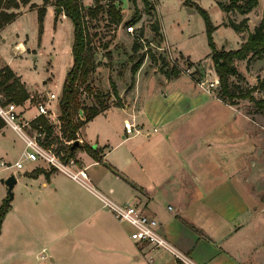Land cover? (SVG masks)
Segmentation results:
<instances>
[{
    "label": "crops",
    "instance_id": "0c3cea01",
    "mask_svg": "<svg viewBox=\"0 0 264 264\" xmlns=\"http://www.w3.org/2000/svg\"><path fill=\"white\" fill-rule=\"evenodd\" d=\"M227 18L225 14L220 25L230 27ZM249 22L248 29L236 31L240 47L257 26L251 31ZM14 46L26 50L23 41ZM10 61H0V69L10 66L30 94L38 89ZM142 67L133 89L120 88L123 106L109 107L84 125L86 131L84 126L80 130L84 143L96 145L103 159L78 152L89 187L46 167L27 175L36 170L31 163L19 177L22 171H16V184L22 186L2 223L0 264L8 256L21 262L35 254L52 264H259L255 254L264 238V221L250 182L264 180V174L253 160L256 146L245 143L249 115L191 76L162 75L152 82ZM114 111L119 119L110 120ZM104 113V125L93 124ZM125 120L138 124L141 133L126 134ZM0 134L6 136L4 128ZM99 193L119 204H143L177 255L135 242L133 227L118 220ZM12 239L16 251L14 243L8 244ZM48 250L53 252L47 258Z\"/></svg>",
    "mask_w": 264,
    "mask_h": 264
},
{
    "label": "rangeland",
    "instance_id": "374dc122",
    "mask_svg": "<svg viewBox=\"0 0 264 264\" xmlns=\"http://www.w3.org/2000/svg\"><path fill=\"white\" fill-rule=\"evenodd\" d=\"M146 1L82 0L86 7L95 6L98 3L105 5L114 3L117 8L121 9L123 16V21L120 24H116L114 19L105 13H101L95 19L87 18L101 65L95 69L89 81L94 92L88 94L83 91L80 96L84 106H103L104 104L109 107L117 106L118 102L112 92L111 81L115 82L119 95L121 89L126 88L129 91L128 88L132 81L130 76L132 62L129 56L133 54L132 48L135 43L141 45L137 54L145 56L143 67H141L146 74L152 75V82L161 79L168 68L176 69L180 72V76H191L199 81L216 78L217 75L209 56L211 50L205 21L202 14L196 10L197 5L204 8L208 12L211 22L218 26L213 33V39L219 49L231 50L240 47L241 36L233 28L220 25L224 21L226 13L218 3H228L229 0H191L190 6L184 4L185 0ZM42 7H46L47 11L42 21L41 31L38 10ZM190 9H194L195 12H190ZM16 12H18L16 19L0 31V61L11 59V65L23 75L30 87L38 88L30 94V98L34 96L33 102H46L51 93H62L67 72L72 67L74 26L64 11L57 12L54 0H31L27 5L21 4ZM228 16L227 22L229 19L241 22L247 14L241 15L238 12H232ZM248 16L252 31L264 18V0H259L258 5ZM131 24L134 26L132 33L128 30V26ZM157 25L160 27L159 34H156L154 30V26ZM17 41H23L26 44L25 52L21 53L23 47L14 46ZM108 52L111 53V59L107 56ZM153 57L156 61L152 60ZM163 59L168 66H163ZM237 62L242 77H232V83H236L243 91L256 87L253 96L264 100V86H262L264 83V58L253 57L250 61L240 60ZM121 71L124 74L123 77L127 74L126 78L123 79L119 76L118 73ZM218 89L219 85L213 89L214 93L217 94ZM0 98L3 99L2 96ZM55 106L56 114L60 117V107L59 105ZM236 107L249 115L251 122H248L245 143L248 142L249 145L256 146L253 160L256 162L255 166H260L258 173L264 174V112L249 99L238 100ZM115 112L117 111H114L115 118L110 117V120L119 119L118 112ZM35 113L36 109L33 107L26 112V117H32ZM105 116H107L106 113L102 114L100 117L102 119L94 121L93 124L103 126ZM79 117H85L82 110L79 111ZM87 128L84 126L85 131ZM4 131L6 136L0 134V160L14 164L21 156L23 143L16 132L9 127H4ZM79 133L83 137L81 131ZM69 141L58 132L57 128L48 143L54 145L58 152H65L74 144H69ZM81 151L86 152L79 148L76 151V156ZM27 165L30 168L31 165L29 163ZM1 168L0 165V199L4 194L9 195L8 187L3 180H6L14 170V168L10 170ZM41 170L45 171V169ZM23 173V171L17 172V176L19 177ZM250 183L253 191L257 192V206L262 211L260 216L264 221V216H262L264 214V210H262L264 209V180H255ZM21 186L20 182L14 186L13 195L18 193ZM260 239L259 251H256L255 257L259 260V264H264V238ZM13 243V249L16 251V239L8 241V244ZM58 245L64 246V241H60ZM52 252L53 250H48L44 254L48 258ZM3 263L52 264L50 259H41L36 254L30 259L21 260V262L16 255L8 256V260Z\"/></svg>",
    "mask_w": 264,
    "mask_h": 264
},
{
    "label": "trees",
    "instance_id": "16d2710c",
    "mask_svg": "<svg viewBox=\"0 0 264 264\" xmlns=\"http://www.w3.org/2000/svg\"><path fill=\"white\" fill-rule=\"evenodd\" d=\"M146 1V0H145ZM31 0H0V31L7 24L11 23L18 16L16 9H19L21 4L27 5ZM57 8L61 7L64 14L72 21L74 26V40L72 45L73 64L68 71L60 98V120L62 121V135L67 140H77L78 132L89 121H91L98 114L108 109L109 105L104 104L92 105L91 107L84 106L80 99L82 92L85 91L88 94H92L94 91L89 84L90 78L93 75L95 69L100 66V62L96 59L98 55L97 47L94 45V38L90 32L87 18L95 19L101 13H105L112 17L116 24H120L123 21V16L120 8L114 3L105 5L98 3L95 6L86 7L82 0H54ZM191 0H185L184 4L190 6ZM148 4V2L146 1ZM259 3V0H229L228 3L219 2V7L227 14L232 12H238L239 14L246 15L250 13ZM32 6H34L32 4ZM198 10L205 21L206 31L208 35V42L210 47V58L213 63L214 70L217 77L220 80L218 93L216 94L223 101L236 105L240 99H249L253 101L256 106L264 112V100L257 99L253 96L256 87H252L243 91L236 83H232V77H242L241 72L237 67V61L248 60L253 57L257 59L264 58V18L255 27L254 31L250 32L246 41L242 43L238 49L226 50L224 48L219 49L214 42L213 33L218 28L210 19L208 12L197 5ZM47 8L42 7L38 10V18L41 25L46 14ZM229 18V16H228ZM248 18H244L241 22L237 23L232 19H229L225 23L226 26L232 27L237 32H243L248 29ZM136 21V20H135ZM156 34H159L160 27L154 26ZM40 31V32H41ZM141 45L135 43L132 50L133 54L129 56L132 62L131 73L132 81L128 90H131L136 83V74L140 70L145 56L138 55ZM107 56L111 59V53L108 52ZM156 61L155 57L152 59ZM163 66H168L165 59L162 60ZM120 77H123V72L118 73ZM165 76L168 79L178 78L180 72L176 69L168 68L165 70ZM195 79V78H194ZM85 86V88H82ZM264 86V83L262 84ZM112 92L118 102L117 106H123L122 98L120 97L117 86L114 81H111ZM0 96L3 97L4 104L15 102L17 104H23L30 98V93L22 83L20 78L16 76L10 66H5L0 69ZM84 112L85 117H79V111ZM40 124L35 125L37 128H43L47 131V136H51L53 133L52 127L48 124L45 117L39 118ZM5 127V122L0 116V131ZM82 148L90 156L97 161H103L98 151L88 143L74 144L69 148L70 155L75 157L77 149ZM42 173L41 169H36L27 175L33 176ZM13 196L10 194L6 196L0 205V233L2 223L6 213L11 207V201ZM178 264H186L182 260H178Z\"/></svg>",
    "mask_w": 264,
    "mask_h": 264
},
{
    "label": "built area",
    "instance_id": "2783aa9c",
    "mask_svg": "<svg viewBox=\"0 0 264 264\" xmlns=\"http://www.w3.org/2000/svg\"><path fill=\"white\" fill-rule=\"evenodd\" d=\"M128 30L132 33L134 26H128ZM200 84L205 85L207 90H212L220 84L218 77L213 80H201ZM33 97L29 98L28 108L23 104L10 102L4 104L0 98V116L5 122V127H9L15 131L23 140L25 146L19 160L14 164H9L5 160H0V165L4 169L14 168L16 171H22L27 167V164H35L36 168H49L61 172L73 180L89 187L90 178L86 168L79 165V160L75 156L70 155V149L65 152H58L55 146L49 144V140L58 128V132L62 135V121L55 111V105H59L61 94L51 93L46 102H33ZM36 109V113L32 117L27 118L26 112L31 108ZM58 115V116H57ZM45 117L48 124L54 130L51 136H47V131L43 128H37L35 125L40 124L39 118ZM52 117V119H51ZM124 127L126 134L137 135L141 133V128L138 124L132 121L125 120ZM77 140L79 143H84L83 137L78 132ZM76 140H70L72 144ZM103 205L108 208L115 217L123 222L129 223L133 227L131 238L139 243L144 244L150 250H168L177 255L171 243L160 230V223L153 217L147 214L143 204L134 201H128L122 204L116 203L102 194H98ZM172 209V207H169Z\"/></svg>",
    "mask_w": 264,
    "mask_h": 264
},
{
    "label": "water",
    "instance_id": "95a60500",
    "mask_svg": "<svg viewBox=\"0 0 264 264\" xmlns=\"http://www.w3.org/2000/svg\"><path fill=\"white\" fill-rule=\"evenodd\" d=\"M61 11H63V9H62L61 7L57 8V12H58V13L61 12ZM189 11H190V12H195L194 9H190ZM96 59H98V55H96ZM78 143H79V141L76 140V141L74 142V146H77ZM104 165H105V166H108V167L111 168V166L109 165L108 162H104ZM111 169H112V168H111ZM112 170H114V169H112ZM3 182L7 185L8 190H9V194H10L11 196H13L12 191H13L14 185L17 183V176H16L15 174H11L6 180H3Z\"/></svg>",
    "mask_w": 264,
    "mask_h": 264
}]
</instances>
